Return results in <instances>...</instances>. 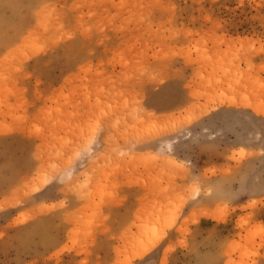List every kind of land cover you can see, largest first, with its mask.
Here are the masks:
<instances>
[{
	"label": "rangeland",
	"instance_id": "rangeland-1",
	"mask_svg": "<svg viewBox=\"0 0 264 264\" xmlns=\"http://www.w3.org/2000/svg\"><path fill=\"white\" fill-rule=\"evenodd\" d=\"M0 264H264V0H0Z\"/></svg>",
	"mask_w": 264,
	"mask_h": 264
},
{
	"label": "bare ground",
	"instance_id": "bare-ground-1",
	"mask_svg": "<svg viewBox=\"0 0 264 264\" xmlns=\"http://www.w3.org/2000/svg\"><path fill=\"white\" fill-rule=\"evenodd\" d=\"M145 252H147V250H145V251H142L138 256L140 257L142 254H144ZM137 256V257H138Z\"/></svg>",
	"mask_w": 264,
	"mask_h": 264
}]
</instances>
